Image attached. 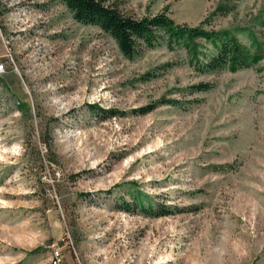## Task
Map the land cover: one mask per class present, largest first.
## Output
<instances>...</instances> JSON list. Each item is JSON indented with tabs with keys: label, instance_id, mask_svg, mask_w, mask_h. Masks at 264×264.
Wrapping results in <instances>:
<instances>
[{
	"label": "rangeland",
	"instance_id": "374dc122",
	"mask_svg": "<svg viewBox=\"0 0 264 264\" xmlns=\"http://www.w3.org/2000/svg\"><path fill=\"white\" fill-rule=\"evenodd\" d=\"M222 1L121 8L198 26ZM231 5L207 28L250 46L264 0ZM2 64L0 264H54V246L62 264H264V60L202 73L165 43L129 60L61 0H0ZM163 99L179 103L136 115ZM137 192L168 215L124 209Z\"/></svg>",
	"mask_w": 264,
	"mask_h": 264
},
{
	"label": "trees",
	"instance_id": "16d2710c",
	"mask_svg": "<svg viewBox=\"0 0 264 264\" xmlns=\"http://www.w3.org/2000/svg\"><path fill=\"white\" fill-rule=\"evenodd\" d=\"M73 14L74 19L84 25L99 27L109 34L117 43L119 50L129 60H134L141 50L155 48L163 43L169 50L184 49L190 64L202 73L222 71L238 72L260 64L264 60V21L261 30H239L248 33L250 46L244 44L237 33L229 30L208 29L212 19L218 15H227L233 10L231 0H223L216 10L198 26L177 24L165 9L156 15L136 17L121 8L123 0H61ZM200 41L213 46V52L202 51ZM148 74L146 77L150 76ZM210 83H199L191 86V93L207 92L212 89ZM178 100H160L138 110L136 115H147L163 105H177ZM93 112L118 115L115 110L92 108ZM106 117V116H105ZM232 166H216L215 169H226ZM85 197H89L85 195ZM134 202L129 203L122 198L124 209L141 210L149 216L168 215L167 208L156 206L154 199L146 194H133Z\"/></svg>",
	"mask_w": 264,
	"mask_h": 264
},
{
	"label": "built area",
	"instance_id": "2783aa9c",
	"mask_svg": "<svg viewBox=\"0 0 264 264\" xmlns=\"http://www.w3.org/2000/svg\"><path fill=\"white\" fill-rule=\"evenodd\" d=\"M6 72L5 66L2 64L0 65V75L4 74ZM54 248V255H53V262L54 264H62L63 263V257L58 248L55 246Z\"/></svg>",
	"mask_w": 264,
	"mask_h": 264
}]
</instances>
